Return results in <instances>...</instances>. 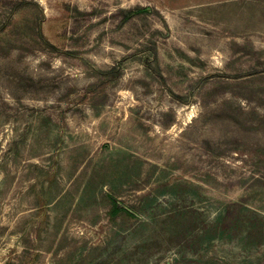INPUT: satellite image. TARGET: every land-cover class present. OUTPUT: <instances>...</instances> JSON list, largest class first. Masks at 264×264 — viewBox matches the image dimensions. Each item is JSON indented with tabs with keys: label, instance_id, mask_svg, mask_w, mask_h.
I'll return each instance as SVG.
<instances>
[{
	"label": "rangeland",
	"instance_id": "rangeland-1",
	"mask_svg": "<svg viewBox=\"0 0 264 264\" xmlns=\"http://www.w3.org/2000/svg\"><path fill=\"white\" fill-rule=\"evenodd\" d=\"M21 1L0 264H264V0Z\"/></svg>",
	"mask_w": 264,
	"mask_h": 264
},
{
	"label": "trees",
	"instance_id": "trees-1",
	"mask_svg": "<svg viewBox=\"0 0 264 264\" xmlns=\"http://www.w3.org/2000/svg\"><path fill=\"white\" fill-rule=\"evenodd\" d=\"M25 3H26V0H22L18 5H22V4H25ZM152 52H153V59H154V61L156 62L157 51H156L155 46L153 47V51H152ZM145 63H146V65H148V66L151 67V63H150L149 60H146ZM157 74L160 75L159 72H157Z\"/></svg>",
	"mask_w": 264,
	"mask_h": 264
}]
</instances>
